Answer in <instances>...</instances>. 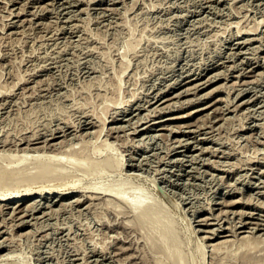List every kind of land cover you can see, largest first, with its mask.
Listing matches in <instances>:
<instances>
[{
	"label": "rangeland",
	"instance_id": "1",
	"mask_svg": "<svg viewBox=\"0 0 264 264\" xmlns=\"http://www.w3.org/2000/svg\"><path fill=\"white\" fill-rule=\"evenodd\" d=\"M9 1H11V3ZM9 1L8 0L0 1V15L1 14L4 15V17H2V15L0 16V18L2 17L0 19V101H1L0 139L4 141L3 138L4 136H6L5 138L8 139L9 141L8 142L7 140H5L4 143L0 140L1 143L0 148L5 147L3 151L8 152L9 149L6 148L9 147L12 148L14 152L13 148L19 149L20 146L21 147L26 146L24 145V143L25 144L27 143L26 138L34 136L33 135L34 133L36 135V139H35L36 142L30 143L28 147L30 146L37 147L38 151L30 150L31 153H35V152L40 153L41 151L47 154L53 153L54 151L50 149H53L54 145H55L54 147L59 145V147L56 148H59L58 150H60L61 147L62 150V147L67 148L68 145L66 144H72L73 141H74L73 145L75 144L74 145L75 147H72L73 149L77 148L78 146L81 147L82 144L85 143L87 144L88 141H89L88 143L89 145L87 148L89 147L92 148L93 146H95L96 148V146H99L105 139L102 145H100L102 149L99 148L100 147L99 146L97 147L99 151H97L98 150L97 148L96 150L92 148V150L90 149L92 151V154L89 153L91 152L90 150L87 153L91 156L90 157L91 159L93 158V160L91 161V159L88 157H87L88 160L87 159L85 160L89 161V163L91 162L95 163V161L97 162L98 160L104 158L105 153L107 152H108L107 154H109L110 152V155H112L113 158L123 156L122 158H125L123 159L125 163L121 169V174L119 173L120 171L118 172V168L114 167L117 170H114V168L113 169L111 168V170H109V168L108 169L103 168L106 170V173H103L105 171L102 172L100 170L98 171L99 172L98 174L93 173V175H89L91 174L89 171L87 175L86 174L87 171L84 172L82 170L77 169L76 167H73L72 165H69L67 167V172H69L70 175L77 174L78 176L73 175V178H71L72 176L69 177L70 175L69 176L66 175L65 177L67 178L65 177L62 178L64 179L63 182L68 181L69 184L68 182L67 184H65L62 182L61 179H59V182L62 183L59 187L62 189V186L63 188L69 186L79 190H81V188L83 187L82 191H87L88 188H90L91 186L94 189L95 186L97 188V185L99 186L100 184H102L101 182H104L105 183L104 185L106 186V187L104 186V188H107V186L111 187L113 183L114 185L116 184V186L114 187L113 185L112 187L116 188L118 186L117 184L119 180H122V178H124L125 181L124 180L123 181L126 185L122 183L120 188H122V185H125V186H129L131 190L133 189V187L134 189L133 191H131L128 187L127 188L129 190L126 189L125 186H123L125 187V189L123 188L124 189L123 193L125 191L127 192V194H129L130 192L132 193L136 192L135 191L137 190L135 189L136 183L134 182H137V186L139 185L142 187L143 185L144 191L143 190L141 191L145 192L146 195H148V193L151 195L154 194V196L153 195L151 196L153 197V199L154 197L159 196L160 198L159 197L158 198L160 200L161 199L163 200V201L161 200L162 201L161 203L162 204L164 203V207H162L163 205L161 204L162 206L161 205L160 206L162 208L159 207L160 210H158L160 211V213L158 212L159 214L158 213L156 214L158 216L154 215L155 217L150 218V220H148L147 223L145 222L146 224L145 223L140 224L141 226L137 224L139 225L138 226L139 228H137V225L134 222L132 225H135L133 227L135 232H133L134 230L131 228L132 225L130 223L134 221L133 218L134 212H132L133 213L132 215H131V211H129L130 213L127 212L129 209L124 203L123 204L125 206L123 205L124 207L122 209H121L122 206H119L120 207V211H119V209L115 207H118L119 204L122 205V202L120 201L117 202L116 201L117 199L112 198L111 195H107L105 193L102 194L103 195L105 194L106 197L111 196L112 203L110 201L107 202L108 198L106 197H105L106 199L105 202L103 195L98 199L97 198H94L95 200L92 199V201L90 202L89 199L84 200V196H82L80 197L81 200L79 203L75 200V198L79 197L77 192V193L66 194L62 198L60 196H58V198L55 197L56 199L55 198L51 199L49 195L47 198L49 202L48 201L45 202V203H49V205L45 203L43 204L42 202L40 204H36L40 197L39 195L31 194V196L24 197L23 200L21 199L19 202H24L22 203V206L24 204L26 205V203L28 202L27 205L24 206L27 209H29L28 210L29 212L31 213L33 212L34 214H32V216L31 215L25 216L24 220L30 221L31 219L32 221L26 222L23 226L20 227L17 225V223H19L20 221V220L18 221L17 218L21 219L18 216L21 213L18 214V213H14L13 211H9L10 209H12L13 206H11L10 208H6L2 202L1 203L2 206L0 205V208L2 209V210L0 209L1 211L0 219L2 218L0 221V229H1L0 243L5 246L4 248L0 249V253L4 251L5 254L4 253L0 254V256L2 255L0 257V262L4 263V262L14 261L20 263H27V264H46V262L48 261L47 264H56L58 261H61L58 262L57 264L59 263L63 264L62 262L64 260L65 261L64 264H70V262H72L73 259L72 262L73 264H175V262L172 261L174 260V258H172V256L168 254L169 252H167L168 249L166 250L160 247L163 245H161V239H159L161 237V232L167 226L171 225V227H173L174 230L170 233V238L173 236L177 240L175 245H177V247L181 251L180 254L182 255L184 260V261L181 260L183 261L182 264L183 263L184 264H215V262L218 264L219 260L220 261L225 260L223 261L224 263L222 262V264H226L227 261L230 263L231 260H232L231 264H264V245H263L264 241L260 242L258 245V247H262L261 250L259 248L260 251L258 250V248H256L257 246L255 248L258 251L257 250L252 251L253 249L250 250L251 254L255 255L256 253V256L250 259L251 262H249L250 260L246 261L243 259V261H245L246 263L242 261V258L239 259L241 255H238L240 253L242 254L243 250L241 251L239 250L238 253L231 252L234 251L233 250L234 246L232 247V250L229 249L230 253L229 250L226 253L227 255L229 254L230 257L228 258L226 255L224 257L225 259L221 258L222 260L216 255L215 256L218 259L216 257L214 258H212V256L210 257L211 252L210 253L207 252L210 251L209 247L206 246L204 248V246L208 242H211L206 238L208 234L211 235L212 231L210 230V227H213L211 228L213 229V231L214 229L215 230L220 229V226L221 228L229 227L230 229L232 227L233 229L235 227L234 223L237 226L240 220L242 219L245 220L246 218H248L249 215L250 216L253 215V218L250 219L248 218L246 220L254 219L253 221L262 220V222H264V211H263L264 207L262 206L264 204L263 203L264 172L260 173L264 170V166L254 167L253 165L249 164L250 162L248 163L245 162V161H249V159H254L253 158L254 156L255 159L259 160L262 157V155H264L263 152L264 151V143H263L264 142V130H263L264 128L263 127L264 126L263 124L264 123V72H263L264 71V64H263L264 63V0H113V1L112 0H80V1L52 0L53 4L48 3L51 2V0H9ZM71 1L72 3H70ZM5 2L7 3L5 4ZM40 4H42V6ZM3 6L4 7L6 6L5 7L6 9H4ZM7 7H9L8 10ZM1 9L3 10L1 11ZM21 9L23 12L21 11ZM14 11L17 12L15 13ZM18 11L21 12V14L19 13L20 15L18 14ZM67 13L69 14V16ZM7 14H12L13 16L9 15L10 17H8ZM35 14L38 15L36 16ZM71 16L73 17V19ZM67 21H71V22H67ZM76 23H78V25ZM8 24L9 25L13 24V25L9 27ZM70 26H72V28ZM246 27L249 30L250 28L253 29L249 31ZM239 28L240 31L238 30ZM241 28H243V30H241ZM245 28L247 30H245ZM5 35L7 37H5ZM251 37L252 38L254 37L255 40L252 39ZM255 37L258 38L256 39ZM239 40H241L242 42H239ZM8 50L10 53L7 52ZM234 52L236 53L234 54ZM231 59H233L234 61ZM237 59L240 60V62H238ZM241 60L243 61L241 62ZM236 62L238 63V65ZM229 64L230 66H228ZM211 66L214 67L210 69ZM247 66L250 68H248ZM220 69L222 70V72L225 70L229 73L227 72L225 73V71H224L225 75L222 72L219 73L218 71ZM242 70L246 75L242 73ZM238 71H240L239 72L240 74L237 73ZM258 71L260 72V74ZM248 72L252 75H250ZM256 72H258L259 75ZM210 76H212V78ZM234 76L238 78L236 79ZM204 77H207L206 79H208L209 77L211 78V80L205 82L204 84H201V86L195 85L198 84L197 83L198 81L202 82L203 80H206ZM175 78L177 80H175ZM186 78L187 80H185ZM213 78L216 81H214ZM240 78L242 79V81ZM243 80L246 82H244ZM174 82L175 84L171 85ZM235 82L237 83L235 84ZM232 83L233 86H231ZM117 84L119 85V88L114 87V86H118ZM166 84L168 87L166 86ZM243 85L245 86L243 87ZM187 87L189 89H184ZM194 87L195 89L190 90V88H194ZM226 87L227 89H225ZM114 88L117 90H115ZM228 88L229 89L231 88L232 90L230 89L229 92ZM110 90H112L111 92L114 91L115 92L111 93ZM158 90L162 92L166 91L164 93H168V95L166 96L167 98L164 97L167 100L161 98L163 102L161 101V99L158 100L160 101L159 103L158 101L157 102L155 101V99L157 98L154 97L153 95H156ZM179 90L180 92L178 93ZM260 90L262 91L259 92ZM173 91L174 93L176 92L175 96H171L174 94ZM192 91H193L192 93L193 95L191 94ZM238 92L240 93L241 97L239 96ZM256 92L260 95L256 94ZM138 95L141 96L139 97ZM235 95H237V97ZM255 95L258 96H256L255 98ZM149 98H152L153 101L150 102L151 99ZM185 98H187V103L185 102L186 101ZM249 98L252 100H250ZM6 99L8 101H6ZM113 99H115V101L117 100L116 101L117 103ZM133 99L134 100L137 99L138 103L137 102L136 103L137 105L139 104L140 106L139 109H136V111L133 110L134 106H136L135 104L134 106L133 105L129 106V108L127 106V111L124 113L120 111L118 112L117 109L124 108L121 106L125 105L131 100H132L131 102H134ZM145 99L150 101L148 102ZM226 99L228 100L227 105H225ZM247 99H249L250 101L249 100L247 101ZM122 100L123 101L126 100V102H122ZM170 100H173L174 103ZM242 100L243 102L245 101L246 102L243 103L241 102ZM112 101L115 102L116 106ZM165 102H167L166 104L168 103L171 104H168L167 107ZM120 103L122 104L118 106L117 104ZM151 103L154 105H152ZM155 103H157L156 104L157 106L155 105ZM140 104L143 105L142 108ZM145 104H147V106H144ZM178 104L180 105V107ZM233 104L235 107L233 106ZM1 105H3L4 107ZM108 106L110 108H108ZM155 107L156 108L158 107L159 109L158 108L157 109L159 111H157V109H155L154 111ZM214 107L217 110H215ZM219 107L221 108L222 111L220 110ZM130 109H131V113L124 115L128 111H130ZM161 109L163 110V112ZM256 111L257 112L260 111L259 112L260 114L257 113ZM86 112L88 114H90L91 112L94 115L92 114L88 115ZM147 113L150 115H148ZM159 113L161 114L159 115ZM251 113L254 114L256 117L253 116ZM151 114L153 115V117L151 116ZM97 115L100 116V119L97 118ZM93 116H96V118L100 120V123L99 122L97 123L98 120ZM104 116L108 120L103 118ZM135 116H137L138 118ZM144 116L148 120H145ZM147 116H149V118ZM207 116L209 119L213 117L214 121L212 120V118H211L212 121L208 120ZM217 116L219 120L217 119ZM223 117L225 119H222ZM111 118L113 120H111ZM159 118L160 120H158ZM103 119L105 120L104 125L102 123L101 126L100 125L101 120L103 122ZM64 120L66 121V124L68 126L65 124ZM92 120H95L96 122ZM126 120L128 122H126ZM136 120H138L137 123L135 122ZM150 120L152 121L156 120V122L151 125L152 127L150 126L152 130L148 132H144V134L138 133L139 130L147 126L146 124L150 125L152 123ZM207 120L210 122H208ZM76 121L78 123H75ZM203 122H204V126H203ZM70 123L72 124L70 125ZM138 123H140L141 125ZM56 124L58 127L55 126ZM86 124L88 126H86ZM116 124H118L117 127ZM130 124H132L133 126ZM205 124H207V126ZM119 125H123V126H121V128H118L120 127ZM134 125H136L135 126L136 129L138 128L137 129L138 131L134 129L135 128ZM46 126H49L48 127L49 129L51 127L52 128L49 130L48 128L46 129ZM260 126L263 133L259 128ZM54 127L56 129H54ZM99 127L100 129L103 128L104 131L101 130L102 132H99L100 131ZM112 127H114V129L110 134L108 130ZM171 128L173 130H176V132L173 131ZM94 129L96 132L99 133L98 136L100 137H96L97 133L93 134L95 133ZM97 129L99 131H97ZM74 130H76L77 132ZM129 130H131L132 132L131 131L129 132ZM169 130H171V132ZM31 131L32 133L34 131L32 135H30ZM41 131H43V133L45 132L44 134L46 135H44ZM85 131L87 132V135L84 136V133L86 134ZM133 131L136 132L134 133ZM70 132L72 133L70 134ZM79 132L80 134L82 133L83 135L81 134L82 135L81 136L80 134H78ZM250 132H252V134ZM260 132L262 134H259ZM105 133L107 137L105 136ZM117 134H119V136ZM212 134L214 137H212ZM72 135L74 136L76 135L75 137L77 138L73 136L74 137L73 139ZM141 135L143 137H139ZM69 136L70 138L71 137L72 138L68 139ZM78 136L81 138L82 141L83 138L85 139L86 137L87 142L83 141V143L81 144L79 141H77L79 140ZM114 136H116L117 139ZM16 138H18L19 140ZM20 138H22L23 140ZM141 138H143V140ZM214 138L215 140L217 139L216 142L215 140H213ZM38 140H41L42 142ZM64 140H67V143ZM256 140H258L260 143L258 141L256 142ZM11 141L13 143L15 142L13 146ZM18 141L20 142L18 143ZM56 141L57 143H55ZM58 141L61 143H58ZM68 141L70 142L68 143ZM107 141L108 144L106 143ZM109 141L111 142L110 144ZM150 141L151 144L149 143ZM142 142L144 144H142ZM183 142L185 143L183 144ZM63 143L65 145H62ZM104 143L107 145H105ZM112 143L114 145L113 148H112ZM145 143L146 146H144ZM214 143L216 144L214 145ZM135 144L138 145L136 146ZM139 144L141 146H139ZM103 145H105L106 148ZM107 146H109L108 147L109 149H107ZM44 147L46 148L44 149ZM115 147L117 149H115ZM137 147H139L140 150ZM205 147H207V149H205ZM213 147H215L217 152ZM65 148L63 150L66 153L67 151H70L69 149L71 147H68V150ZM202 148L204 150H202ZM212 148L214 152L212 151ZM46 149L50 151H47ZM93 149L95 153L93 152ZM100 149L102 151L101 153H100ZM105 149L107 150V152ZM112 149L114 150L111 152ZM257 149H260L261 151H259L258 153ZM12 150L10 149L9 152L13 153ZM121 150L123 154L120 155ZM135 150L136 152H134ZM198 150L199 152L196 153ZM207 150L208 151L211 150V151L208 152ZM1 151L2 150H0V153L3 152ZM15 151L16 154L20 152V150L17 151V149ZM30 151L28 152L29 154H31ZM5 152H3L2 154L4 155ZM210 152L212 154H209ZM229 152H231V154ZM10 153H6L7 156ZM129 153H131L135 158L131 156ZM2 154H0L1 159L3 158ZM6 154L4 156H6ZM150 154L152 156H150ZM258 154L259 155L261 154V156H259ZM64 156L65 155H63V159L65 160L67 156L66 157ZM83 156L85 155H81L82 158ZM94 156L96 158L98 157L97 158L98 160H96ZM161 156H164L165 158L164 157L160 158ZM190 156L194 158H190ZM146 157H148L149 159L147 158L148 159L147 160ZM154 157L159 158L160 161L157 158L155 159ZM170 158L173 159L171 160ZM176 158L180 159L181 162ZM189 158L191 161L189 160ZM198 158H202V159H198ZM206 158L209 159L207 160ZM262 158L259 161L262 160L264 161V156ZM137 159L139 161H137ZM168 160L172 163H170ZM209 160H211V162H213L214 164L215 161L216 162L219 161V162H217L218 164L214 165ZM226 160L228 161L227 162L228 165L226 164ZM6 161H7L6 158L4 159V162L2 159L1 161L2 165L0 163V166H3L5 163H8ZM205 161L207 163H205ZM25 163L26 162H24V164ZM133 163L135 166L133 165ZM231 163L232 165H230ZM19 164L24 165L22 164V162ZM31 164L32 163H29L28 165L27 162L25 166H27L28 168V166H30ZM215 166L216 168H213ZM222 166L223 167L225 166L226 168L225 167L221 168ZM31 167L32 165L30 166V168ZM228 167L231 168L230 171ZM153 168L155 171L153 170ZM232 169L234 170V172ZM29 170H34V169H29ZM164 170L166 173L164 172ZM258 170H260V172ZM111 171L113 173H109ZM93 172H97V171L93 170ZM243 172H248L249 174L244 173L247 174L244 175ZM123 173L127 175L125 176L123 175ZM159 173L161 175H159ZM194 173H196L194 175L195 177L193 176ZM132 174H134V176ZM222 174L224 177H221ZM251 174L252 175L254 174L253 177ZM155 175L158 176L156 177ZM153 176H155L158 181L155 180V177ZM75 177H77L76 180ZM71 179L72 182H74V180L76 181L75 183L76 185L71 182ZM225 179L229 180L230 186L228 185V181H226ZM117 180L118 182H116ZM112 181L113 183H110ZM138 182H140V184ZM226 183L227 185H225ZM40 184H41L40 182L38 183L35 182L32 185V187L33 186L37 187ZM63 184H65L66 187ZM72 184L75 186H73ZM171 186L173 189L171 188ZM21 187L24 188V186ZM165 187L166 190H164ZM225 187L227 189H225ZM8 188H9L8 190H0L1 193L4 192L3 193L4 197L12 193L11 187ZM23 188H20V190H22ZM84 188L85 190H83ZM100 188L103 190L102 187H99V189ZM168 190L169 191L174 190V191L169 192ZM239 191L242 192V194ZM126 192L124 193V195L127 196ZM173 193L176 194L172 195ZM176 197L177 199L180 197L179 198L180 201H178L179 199L176 200ZM237 197L239 199L242 198L241 199L242 204L240 203V200ZM261 198H263L262 199L263 201L261 200ZM225 199L227 201L230 199L232 203L226 201L225 204L224 203ZM233 199H236L237 201L235 200L232 201ZM245 199L248 200L245 201ZM216 200L220 201L219 205L213 204L214 201ZM41 201H43V199ZM58 201L61 202L59 203ZM69 201H71L70 202L71 206L68 204ZM85 201L87 202V204L90 203L89 206L86 204ZM178 202L181 203L180 206L178 205ZM259 202L261 203V205H259L260 204ZM104 203L105 204L107 203V206L106 205L104 206L103 205ZM113 203L114 204L117 203L118 205L116 204L117 206L115 205L113 207ZM30 204H32V206ZM91 204H93L94 206ZM207 204L208 207L212 209L208 208ZM108 205L109 207L111 205L112 208L111 207L110 208L112 210H110ZM29 206H31L32 209ZM34 206L36 207V209ZM46 206L51 208H48ZM87 206L90 209H88ZM165 206H169L171 207V209ZM253 206H255L256 208ZM258 207L260 208V210ZM43 208L45 209V211H43L44 210ZM166 208L169 209L168 212L171 211L167 215V217L170 216L169 219H167L165 215L166 214L165 212H167ZM113 209L114 210L116 209L119 212H116ZM161 209L163 211L165 210L164 211L165 214L161 212L162 211ZM224 209L225 210L227 209L226 210L227 213L226 211L225 213L222 212V210ZM228 209L229 210L233 209L235 212H233V210L229 211ZM235 209L238 211L236 212ZM123 210L124 211L127 210L126 212L129 214L127 215V213H124ZM216 210L219 211L217 212ZM239 210H241L240 213ZM244 210L246 212L249 211V213H246ZM10 212L13 213L11 214ZM40 212L41 214L39 215ZM120 212H123L124 215L123 213H121L122 214L121 215ZM9 213L11 214L13 219L11 218ZM50 213L51 216L49 215ZM214 213L215 216L213 217L212 215H214ZM261 213L263 214L261 215ZM45 214H46V220L44 218ZM2 215L3 216L7 215V216L1 217ZM208 215H210L211 217ZM128 216L129 217L131 216V218L133 219L128 218ZM120 217H122V219H119ZM203 217H205L204 218L205 220L202 219ZM221 217L223 218V220H220L222 219ZM231 217L233 220L230 219ZM4 218L7 220H5ZM114 219H117V221ZM123 219L128 220L127 221L128 227L124 226L127 224L125 223L126 221ZM157 219H162V220L161 222L156 223V221H158ZM34 220H36L37 223ZM3 222L5 223L7 228L4 227L5 225H3L4 224ZM121 222H124V224L123 223L120 224ZM227 222L228 223L230 222V224L232 223L231 225L233 226H231L230 224L228 226ZM13 224H15L14 228H12L14 230L11 229V226L13 227ZM252 225L254 224L250 223L249 227H247V229H244L245 231H242L240 233L237 232L236 234L238 235L240 234L239 236H242L241 234L248 232L246 233L247 235L250 232L249 235L255 236L257 233L256 237L262 238L263 240L264 237H260L259 235L264 236V232H263L264 229H260L261 231L252 229L251 228ZM35 227L36 228L38 227L37 230ZM117 228H120L121 230L120 229L117 230ZM131 229L133 231H131ZM190 229H193V231ZM194 229H196V232H194ZM207 229H209L210 231ZM232 229H230V232L233 233L229 232L228 235L224 236L227 238V240H231L232 238L234 239L236 236L239 237L238 235L235 234L234 229L233 231ZM10 230H12L13 234L10 233L11 232ZM116 230L118 232L120 231L121 234L117 233ZM136 230H138V232ZM251 230H252V234H251ZM131 232L132 234H130ZM18 233L19 234L21 233V235H19ZM9 234L11 235L9 236ZM116 234L117 236H115ZM125 234L127 236H125ZM2 238L4 240H2ZM219 238L220 240L221 239L226 240V238L223 237L222 238L219 237ZM219 238L217 237L216 239L219 240ZM127 239L130 241H128ZM152 240H154L155 243H153ZM5 241L6 243L10 241L9 243L11 244L8 243L6 244ZM168 242L170 243L168 245L173 246L171 244L172 242L171 239ZM121 243L122 245L124 244L128 247H125L124 245H123L124 247L121 246ZM118 246L121 247L119 248ZM202 246L204 248L203 257H201V254L198 255V253L201 252V250H199L198 252V249L202 248ZM9 247L11 248V250ZM117 247L118 249L121 250H118ZM131 248H134V250ZM131 253L133 254L131 255ZM232 253L234 256L236 255L237 257H233ZM165 254L168 256L166 257ZM127 255H129L130 257H128ZM169 256H171V258ZM257 256H259V258L253 260ZM200 258H202L203 260ZM179 263L181 264V262ZM219 264L221 263L219 262Z\"/></svg>",
	"mask_w": 264,
	"mask_h": 264
},
{
	"label": "bare ground",
	"instance_id": "2",
	"mask_svg": "<svg viewBox=\"0 0 264 264\" xmlns=\"http://www.w3.org/2000/svg\"><path fill=\"white\" fill-rule=\"evenodd\" d=\"M0 1H1V0H0ZM8 1H9V0H8ZM65 1H67V0H65ZM68 1H69V0H68ZM75 1H76V0H75ZM78 1H80V0H78ZM112 1H113V0H112ZM9 2L11 3V1H9ZM53 2H54V1H53ZM63 2H64V1H63ZM73 2H74V1H73ZM97 2H98V1H97ZM6 3H7V2H5V4H6ZM10 3H8V4H10ZM46 3H47V2H46ZM46 3H45V5H46ZM48 3H49V4H50V3L53 4V3H52V0H51V2H48ZM70 3H72V1H71ZM66 4H67V3H66ZM75 4H77V3H75ZM40 5L42 6V4H40ZM40 5H39V7H40ZM60 5H61V3H60ZM69 5H70V4H69ZM69 5H67V6H69ZM76 6H77V5H76ZM3 7H4V6H3ZM5 7H6V6H5ZM5 7H4V9H6ZM62 7H63V6H62ZM74 7H75V5H74ZM77 7H78V6H77ZM8 8H9V7H7V10H8ZM63 8H64V7H63ZM11 9H12V8H11ZM11 9H9V10H11ZM2 10H3V9H1V11H2ZM39 10H40V9H39ZM66 10H67V9H66ZM68 10H69V9H68ZM21 11H22V9H21ZM70 11H71V10H70ZM12 12H13V11H12ZM14 12H15V11H14ZM16 12H17V11H16ZM16 12H15V13H16ZM22 12H23V11H22ZM66 12H67V11H66ZM19 13L21 14L20 11H18V14H19ZM35 13H36V12H35ZM59 13H60V12H59ZM63 13H64V12H63ZM68 13H69V12H68ZM68 13H67V14H68ZM20 14H19V15H20ZM32 14H33V13H32ZM1 15H2V14H1ZM1 15H0V16H1ZM7 15H8V17H10L9 15H12V14H7ZM35 15L37 16L38 14H35ZM63 15H64V14H63ZM12 16H13V15H12ZM12 16H11V17H12ZM14 16H15V15H14ZM65 16H67V15H65ZM65 16H64V17H65ZM68 16H69V14H68ZM2 17H4V15H2ZM2 17H1V18H2ZM61 17H62V16H61ZM71 17H72V16H71ZM1 18H0V19H1ZM66 18H67V17H66ZM68 18H70V17H68ZM72 19H73V17H72ZM64 20H66V19H64ZM68 20H69V19H68ZM8 21H9V20H8ZM10 21H11V20H10ZM67 22H71V21H67ZM5 23H6V22H5ZM8 23H9V22H8ZM15 23H16V22H15ZM70 24H71V23H70ZM72 24H73V22H72ZM76 24L78 25V23H76ZM76 24H74V25H76ZM8 25H9V24H8ZM11 25H13V24H11ZM11 25H9V27H10ZM14 25H15V24H14ZM16 25H17V24H16ZM67 27H68V26H67ZM70 27L72 28V26H70ZM77 27H78V26H77ZM14 28H15V26H14ZM246 28H247V27H246ZM246 28H245V30L248 29V28H247V29H246ZM252 29H253V28H250V30H252ZM260 29H261V28H260ZM238 30L240 31V28H239ZM241 30H243V28H241ZM248 30H249V29H248ZM250 30H249V31H250ZM255 30H256V29H255ZM257 30H258V29H257ZM260 31H261V30H260ZM12 32H13V31H12ZM70 32H71V31H70ZM246 32H247V31H246ZM251 32H253V31H251ZM254 32H257V31H254ZM72 33H73V32H72ZM236 33H237V32H236ZM243 33H244V32H243ZM247 33H248V32H247ZM249 33H250V32H249ZM4 34H5V33H4ZM9 34H10V32H9ZM9 34H8V35H9ZM11 34H12V33H11ZM237 34H238V33H237ZM234 35H235V34H234ZM2 36H3V35H2ZM3 37H4V36H3ZM5 37H7V36L5 35ZM237 37H238V36H237ZM246 37H249V36H246ZM251 38H252V37H251ZM255 38H256V37H255ZM257 38H258V37H257ZM257 38H256V39H257ZM248 39H249V38H248ZM252 39H254V37H253ZM233 40H234V39H233ZM254 40H255V39H254ZM6 41H7V40H6ZM234 42H235V41H234ZM239 42H242V41L239 40ZM244 43H245V42H244ZM236 44H237V43H236ZM241 44H242V43H241ZM232 47H233V46H232ZM239 47H240V46H239ZM9 48H10V47H9ZM248 48H249V47H248ZM10 49H11V48H10ZM231 49H232V48H231ZM7 52H9V50H8ZM228 52H229V51H228ZM228 52H227V53H228ZM9 53H10V52H9ZM235 53H236V52H234V54H235ZM239 53H240V52H239ZM230 54H231V53H230ZM232 54H233V53H232ZM223 55H224V54H223ZM228 56H229V55H228ZM223 57H224V56H223ZM232 57H234V56H232ZM235 57H236V56H235ZM240 57H241V56H240ZM257 57H258V56H257ZM219 58H220V57H219ZM229 58H231V57H229ZM255 58H256V57H255ZM221 59H222V58H221ZM221 59H220V60H221ZM224 59H225V58H224ZM241 59H242V58H241ZM249 59H250V58H249ZM258 59H259V58H258ZM226 60H227V59H226ZM226 60H225V61H226ZM231 60H233V59H231ZM254 60H255V59H254ZM227 61H228V60H227ZM233 61H234V60H233ZM237 61L240 62V60H238V59H237ZM242 61H243V60H241V62H242ZM245 61H246V60H245ZM257 62H258V61H257ZM230 63H231V62H230ZM236 63H237V62H236ZM221 64H223V63H221ZM247 64H248V62H247ZM261 64H262V63H261ZM263 64H264V63H263ZM263 64H262V65H263ZM214 65H215V64H214ZM234 65H235V64H234ZM237 65H238V63H237ZM237 65H236V66H237ZM207 66H208V65H207ZM207 66H206V67H207ZM221 66H222V65H221ZM221 66H220V67H221ZM226 66H227V65H226ZM228 66H230V64H229ZM232 66H233V65H232ZM202 67H203V66H202ZM213 67H214V66H211L210 69H212ZM239 67H240V65H239ZM247 67H248V66H247ZM203 68H204V67H203ZM225 68H226V67H225ZM228 68H230V67H228ZM233 68H234V67H233ZM248 68H250V67H248ZM262 68H263V67H262ZM262 68H261V69H262ZM208 69H209V68H208ZM210 69H209V70H210ZM215 69H216V68H215ZM221 69H222V68H221ZM221 69H220V70H221ZM244 69H245V68H244ZM244 69H243V70H244ZM220 70H219V71L217 70V71L220 73V72H222V70H221V71H220ZM228 70H229V69H228ZM234 70H235V69H234ZM243 70H242V73H243L244 75H246V74L243 72ZM247 70H248V69H247ZM251 70H252V69H251ZM194 71H195V70H194ZM224 71H225V70H224ZM224 71H223L222 73H224ZM249 71H250V70H249ZM260 71H261V70H260ZM197 72H198V71H197ZM218 72H217V73H218ZM226 72H227V71H225V73H226ZM231 72H232V71H231ZM239 72H240V71H238L237 73H239ZM258 72H259V71H258ZM258 72H256V73L258 74ZM263 72H264V71H263ZM194 73H195V72H194ZM217 73H216V74H217ZM225 73H224V75H225ZM227 73H229V72H227ZM248 73H249V72H248ZM251 73H252V72H251ZM261 73H262V72H261ZM200 74H201V73H200ZM200 74H199V75H200ZM205 74H206V73H205ZM212 74H214V73H212ZM239 74H240V73H239ZM239 74H238V75H239ZM249 74H250V73H249ZM257 74H256V75H257ZM259 74H260V72H259ZM259 74H258V75H259ZM209 75H211V74H209ZM217 75H218V74H217ZM217 75H216V76H217ZM250 75H252V74H250ZM193 76H194V75H193ZM205 76H206V75H205ZM212 76H213V75H212ZM212 76H210V77L212 78ZM216 76H215V77H216ZM247 76H248V75H247ZM198 77H199V76H198ZM224 77H225V76H224ZM234 77H235V76H234ZM252 77H253V76H252ZM254 77H255V74H254ZM190 78H191V77H190ZM204 78L206 79L207 77H204ZM204 78H203V79H204ZM211 78L208 77V79H206V80H203V81L201 80L202 82L198 81V82H197L198 84H195V83H193V84H195V85H197V86H199V85L201 86V84H204L205 82L211 80ZM225 78H226V77H225ZM235 78L237 79L238 77H235ZM188 79H189V78H188ZM201 79H202V78H201ZM240 79H241V78H240ZM175 80H177V79L175 78ZM185 80H187V78H186ZM213 80H214V78H213ZM173 81H174V80H173ZM214 81H216V80H214ZM239 81H240V80H239ZM241 81H242V79H241ZM243 81H244V80H243ZM250 81H252V80H250ZM177 82H178V81H177ZM244 82H246V81H244ZM244 82H242V83H244ZM170 83H171V82H170ZM182 83H183V82H182ZM236 83H237V82H235V84H236ZM247 83H248V82H247ZM174 84H175V82L172 83L171 85H174ZM183 84H184V83H183ZM193 84H192V86H193ZM220 84H221V83H220ZM227 84H228V83H227ZM240 84H241V83H240ZM115 85H116V84H115ZM117 85H118V84H117ZM195 85H194V86H195ZM238 85H239V84H238ZM245 85H246V84H245ZM245 85H243V87H244ZM166 86H167V84H166ZM169 86H170V85H169ZM176 86H177V85H176ZM231 86H233V83H232ZM114 87L119 88V85H118V86H114ZM167 87H168V86H167ZM184 87H185V86H184ZM188 87H189V85H188ZM188 87H187V88H184V89H189ZM190 87H191V86H190ZM195 87H196V86H195ZM195 87H194V88H190V90H191V89H195ZM222 87H223V85H222ZM234 87H235V86H234ZM247 87H248V86H247ZM171 88H172V86H171ZM173 88H174V86H173ZM198 88H199V87H198ZM231 88H232V87H231ZM231 88H230V89H231ZM241 88H242V87H241ZM114 89H115V88H114ZM114 89H113V90H114ZM167 89H168V88H167ZM225 89H227V87H226ZM230 89L228 88V91H229ZM232 89H233V88H232ZM232 89H231V90H232ZM237 89H238V88H237ZM239 89H240V87H239ZM261 89H262V88H261ZM115 90H117V89H115ZM162 90H163V89H162ZM165 90H166V88H165ZM244 90H245V89H244ZM244 90H243V91H244ZM106 91H107V90H106ZM111 91H112V90H110V92H111ZM152 91H153V90H152ZM169 91H170V90H169ZM181 91H182V90H181ZM223 91H224V90H223ZM234 91H235V90H234ZM255 91H256V90H255ZM261 91H262V90H260L259 92H261ZM114 92H115V91H114ZM114 92H111V93H114ZM164 92H166V91H164ZM164 92L158 90L157 94H156V95H153L154 97L157 98V99H155L156 102H157L158 100H160L161 98H164V97H166V96L168 95V93H164ZM179 92H180V90L178 91V93H179ZM183 92H184V91H183ZM183 92H182V93H183ZM189 92H190V91H189ZM194 92H195V91H194ZM199 92H200V91H199ZM229 92H230V91H229ZM236 92H237V91H236ZM239 92H240V91H239ZM239 92H238V93H239ZM257 92H258V91H257ZM257 92H256V94L259 93V92H258V93H257ZM153 93H154V92H153ZM173 93H174V91H173ZM192 93H193V91L191 92V94H192ZM209 93H210V92H209ZM232 93H233V92H232ZM238 93H237V94H238ZM175 94H176V92H175L173 95H171V94H170V95H171V96H175ZM197 94H198V93H197ZM205 94H206V93H205ZM235 94H236V93H235ZM133 95H134V94H133ZM133 95H132V96H133ZM148 95H149V94H148ZM177 95H178V94H177ZM181 95H182V94H181ZM184 95H185V94H184ZM192 95H193V94H192ZM258 95H260V94H258ZM258 95H255V98H256V96H258ZM261 95H262V94H261ZM4 96H5V95H4ZM114 96H115V95H114ZM116 96H117V93H116ZM138 96H139V95H138ZM138 96H137V97H138ZM140 96H141V95H140ZM140 96H139V97H140ZM149 96H150V95H149ZM196 96H197V95H196ZM205 96H206V95H205ZM208 96H209V95H208ZM235 96L237 97V95H235ZM239 96H240V93H239ZM5 97H6V96H5ZM134 97H135V96H134ZM134 97H132V98H134ZM142 97H143V96H142ZM145 97H146V96H145ZM169 97H170V96H169ZM206 97H207V96H206ZM240 97H241V96H240ZM113 98H114V97H113ZM166 98H167V97H166ZM166 98H164V100H167ZM200 98H201V97H200ZM204 98H205V97H204ZM251 98H253V97H251ZM255 98H254V99H255ZM3 99H4V98H3ZM149 99H151V101H150V100H147V99H145V100L148 101V102H149V101H150V102L153 101L152 98H149ZM175 99H176V98H175ZM185 99H186L185 102L187 103V98H185ZM189 99H190V98H189ZM249 99H250V98H249ZM249 99H247V101H248ZM254 99H253V100H254ZM113 100L115 101V99H113ZM129 100H130V99H129ZM133 100H134V99H133ZM141 100H142V99H141ZM145 100H144V101H145ZM182 100H183V99H182ZM193 100H194V99H193ZM250 100H252V99H250ZM250 100H249V101H250ZM6 101H8V100L6 99ZM6 101H5V102H6ZM114 101H112V102H114ZM116 101H117V100H116ZM116 101H115V102H116ZM119 101H120V99H119ZM119 101H118V102H119ZM131 101H132V100H131ZM131 101H130V102L127 101L128 103H126V104L123 103V104H125V105H123V106H121V107H124V108H123V109H117L118 112L120 111V112L124 113V112L127 111V106H128V108H129V106H132V105L134 106L135 104H136V106H134L133 110L136 111V109H139L140 106H139V104L137 105V103H138V102H137V99L134 100V102H131ZM161 101H162V99H161ZM170 101L173 102V100H170ZM170 101H169V102H170ZM175 101H176V100H175ZM214 101H215V100H214ZM217 101H218V100H217ZM225 101H226L225 105H227V101H228V100L226 99ZM115 102H114V105H115ZM122 102H126V100H124V101L122 100ZM136 102H137V103H136ZM159 102H160V101H158V103H159ZM162 102H163V101H162ZM162 102H161V103H162ZM176 102H177V101H176ZM180 102H181V101H180ZM180 102H179V103H180ZM218 102H219V101H218ZM222 102H223V101H222ZM241 102H243V100H242ZM241 102H240V103H241ZM245 102H246V101H245ZM245 102H243V103H245ZM0 103H1V101H0ZM8 103H9V102H8ZM8 103H7V104H8ZM116 103H117V102H116ZM140 103H142V102H140ZM166 103H167V102H165V104H166ZM173 103H174V102H173ZM243 103H242V104H243ZM121 104H122V103L117 104V105L120 106ZM143 104H144V103H143ZM151 104H152V103H151ZM156 104H157V103H155V105H156ZM168 104H171V103H168ZM168 104H166L167 107H168ZM191 104H192V102H191ZM230 104H231V102H230ZM234 104H235V103H234ZM234 104H233V106H234ZM237 104H239V103H237ZM5 105H6V104H5ZM9 105H10V104H9ZM140 105H141V104H140ZM152 105H154V104H152ZM166 105H165V106H166ZM173 105H174V104H173ZM173 105H172V106H173ZM176 105H177V103H176ZM178 105H179V104H178ZM213 105H214V104H213ZM1 106H3V105H1ZM112 106H113V103H112ZM115 106H116V105H115ZM142 106H143V105H141V108H142ZM144 106H147V104H145ZM156 106H157V105H156ZM162 106H164V105H162ZM169 106H170V105H169ZM204 106H205V105H204ZM207 106H208V104H207ZM243 106H244V105H243ZM3 107H4V106H3ZM121 107H120V108H121ZM153 107H154V106H153ZM153 107H152V108H153ZM160 107H161V105H160ZM167 107H166V108H167ZM179 107H180V105H179ZM202 107H203V106H202ZM215 107H216V106H215ZM215 107H214V108H215ZM221 107H222V106H221ZM225 107H226V106H225ZM225 107H224V108H225ZM234 107H235V106H234ZM249 107H250V106H249ZM253 107H254V106H253ZM108 108H110V107L108 106ZM157 108H158V107H157ZM157 108L155 107V108H154V111H155V109H157ZM166 108H165V109H166ZM172 108H173V107H172ZM182 108H183V107H182ZM203 108H204V107H203ZM219 108H220V107H219ZM236 108H237V107H236ZM236 108H235V109H236ZM158 109H159V108H158ZM158 109H157V111H159ZM169 109H171V108H169ZM222 109H223V108H222ZM240 109H241V108H240ZM249 109H250V108H249ZM251 109H253V108H251ZM254 109H255V108H254ZM133 110H132V112H133ZM152 110H153V109H152ZM161 110H162V109H161ZM215 110H217V109L215 108ZM220 110H221V108H220ZM220 110H219V111H220ZM223 110H224V109H223ZM86 111H87V110H86ZM108 111H109V110H108ZM137 111H138V110H137ZM140 111H141V110H140ZM192 111H193V110H192ZM221 111H222V110H221ZM221 111H220V112H221ZM229 111H230V110H229ZM246 111H247V108H246ZM260 111H261V110H260ZM260 111H259V112H260ZM84 112H85V111H84ZM113 112H114V111H113ZM115 112H116V111H115ZM142 112H143V111H142ZM149 112H150V110H149ZM151 112H153V111H151ZM160 112H161V111H160ZM162 112H163V110H162ZM166 112H167V111H166ZM215 112H216V111H215ZM225 112H226V111H225ZM227 112H228V111H227ZM252 112H253V111H252ZM256 112H257V111H256ZM259 112H257V113H259ZM82 113H83V112H82ZM82 113H81V116H82ZM86 113H87V112H86ZM107 113H108V112H107ZM116 113H117V112H116ZM128 113H131V109H130V111H128V112H127L126 114H124V115H127ZM228 113H229V112H228ZM87 114H88V113H87ZM90 114H92V113L90 112ZM90 114H88V115H90ZM138 114H139V113H138ZM144 114H145V113H144ZM147 114H148V113H147ZM156 114H157V112H156ZM160 114H161V113H159V115H160ZM222 114H223V113H222ZM247 114H248V113H247ZM251 114H252V113H251ZM251 114H250V115H251ZM259 114H260V113H259ZM83 115H84V114H83ZM92 115H94V114H92ZM95 115H96V114H95ZM148 115H150V114H148ZM207 115H208V114H207ZM216 115H217V114H216ZM248 115H249V114H248ZM248 115H247V116H248ZM252 115L255 116L254 114H252ZM98 116H99V115H97V118L100 119V116H99V117H98ZM109 116H110V115H109ZM113 116H114V113H113ZM128 116H129V115H128ZM139 116H140V115H139ZM151 116L153 117L152 114H151ZM175 116H176V115H175ZM175 116H174V117H175ZM182 116H184V115H182ZM257 116H258V114H257ZM84 117H85V116H84ZM87 117H88V116H87ZM93 117L96 118V116H93ZM135 117H137V116H135ZM144 117H145V116H144ZM144 117H143V118H144ZM147 117L149 118V116H147ZM158 117H159V116H158ZM170 117H171V116H170ZM170 117H168V118H170ZM172 117H173V116H172ZM220 117H221V116H220ZM224 117H225V116H224ZM224 117H223L222 119H225ZM248 117H249V116H248ZM255 117H256V116H255ZM97 118H96V119H97ZM103 118L106 119L105 116H104ZM117 118H118V117H117ZM137 118H138V117H137ZM141 118H142V116H141ZM168 118H167V119H168ZM207 118H208V116H207ZM211 118H212V120H213V117H211ZM211 118H210V119L208 118V120H211ZM226 118H227V117H226ZM78 119H79V118H78ZM83 119H84V118H83ZM98 119H97V120H98ZM122 119H123V117H122ZM124 119H125V118H124ZM129 119H130V118H129ZM144 119H145V120H148V119H146V117H145ZM163 119H164V118H163ZM215 119H216V118H215ZM217 119H218V116H217ZM256 119H257V118H256ZM87 120H88V119H87ZM90 120H91V119H90ZM106 120H108V119H106ZM111 120H113V119L111 118ZM120 120H121V119H120ZM138 120H140V119H138ZM138 120H136L135 122L137 123ZM158 120H160V118H159ZM208 120H207V121H208ZM212 120H211V121H212ZM218 120H219V119H218ZM60 121H61V120H60ZM64 121H65V120H64ZM78 121H80V120H78ZM92 121H95V120H92ZM104 121H105L104 119H103V122H102V120H101V124H100L101 126H102V123H103V125H104ZM130 121H131V120H130ZM150 121H151L152 123H151L150 125L146 124L147 126L144 125L145 127H143L141 130L138 131V130H137L138 128L136 129L135 126H136L137 124L134 125V127H135L134 129H136V131H138V133H143V134H144V132H148V131L152 130V128H151L152 126H151V125L154 124V123L156 122V120H155V121H154V120H153V121L150 120ZM205 121H206V120H205ZM213 121H214V120H213ZM220 121H221V120H220ZM252 121H253V120H252ZM85 122H86V121H85ZM95 122H96V121H95ZM98 122L100 123V120H98L97 123H98ZM114 122H115V121H114ZM121 122H122V121H121ZM126 122H128V121L126 120ZM208 122H210V121H208ZM75 123H78V122L76 121ZM79 123H80V122H79ZM81 123H82V122H81ZM124 123H125V122H124ZM144 123H145V122H144ZM147 123H150V122H147ZM59 124H60V123H59ZM63 124H64V123H63ZM65 124H66V121H65ZM71 124H72V123H70V125H71ZM94 124H95V123H94ZM132 124H133V123H132ZM132 124H130V125H132ZM138 124H140V123H138ZM208 124H209V123H208ZM211 124H212V123H211ZM211 124H210V125H211ZM220 124H221V123H220ZM256 124H257V123H256ZM263 124H264V123H263ZM66 125H67V124H66ZM73 125H74V124H73ZM75 125H76V124H75ZM79 125H80V124H79ZM89 125H90V123H89ZM92 125H93V124H92ZM127 125H128V123H127ZM140 125H141V124H140ZM164 125H165V124H164ZM205 125L207 126V124H205ZM210 125H208V126H210ZM212 125H213V124H212ZM52 126H53V125H52ZM55 126H57V124H56ZM60 126H61V125H60ZM67 126H68V125H67ZM86 126H88V125L86 124ZM117 126H118V124H116V127H117ZM119 126H120V127H118V128H121V126H123V125H119ZM132 126H133V125H132ZM150 126H151V127H150ZM166 126H167V125H166ZM197 126H198V125H197ZM197 126H196V127H197ZM200 126H201V125H200ZM203 126H204V122H203ZM206 126H205V127H206ZM215 126H216V124H215ZM218 126H219V124H218ZM262 126H263V125H262ZM48 127H49V126H46V129H47ZM57 127H58V126H57ZM114 127H115V126H114ZM114 127L110 128V129L108 130L110 134H111V132L113 131ZM124 127H126V126H124ZM124 127H123V128H124ZM153 127H154V126H153ZM198 127H199V126H198ZM201 127H202V126H201ZM263 127H264V126H263ZM51 128H52V127H51ZM51 128H50V129H51ZM72 128H74V127H72ZM72 128H71V129H72ZM77 128H78V127H77ZM77 128H76V129H77ZM96 128H98V127H96ZM101 128H102V127H101ZM103 128H104V126H103ZM103 128L100 129V127H99V130H100V131H99L98 129H97V131L102 132L101 130H103ZM118 128H115V129H118ZM163 128H164V126H163ZM165 128H166V127H165ZM167 128H168V127H167ZM202 128H203V127H202ZM207 128H208V127H207ZM215 128H216V127H215ZM242 128H244V127H242ZM256 128H257V127H256ZM259 128L261 129V126H260ZM44 129H45V127H44ZM44 129H43V130H44ZM48 129H49V128H48ZM50 129H49V130H50ZM54 129H56V128L54 127ZM54 129H53V130H54ZM71 129H69V130H71ZM124 129H125V128H124ZM129 129H130V128H129ZM134 129H132V130H134ZM139 129H140V128H139ZM153 129H154V128H153ZM171 129H172V128H171ZM192 129H193V128H192ZM195 129H196V128H195ZM210 129H213V128H210ZM37 130H38V128H37ZM40 130H41V129H40ZM62 130H63V129H62ZM64 130H65V129H64ZM86 130H87V129H86ZM154 130H155V129H154ZM172 130H173V129H172ZM190 130H191V129H190ZM201 130H202V129H201ZM263 130H264V128H263ZM34 131H35V130H34ZM34 131H33V133H34ZM45 131H46V130H45ZM67 131H68V130H67ZM74 131H76V130H74ZM94 131H95V129H94ZM94 131H93V132H94ZM103 131H104V130H103ZM124 131H125V130H124ZM130 131H131V130H129V132H130ZM136 131H135V132H136ZM169 131L171 132V130H169ZM173 131L176 132V130H173ZM185 131H186V130H185ZM187 131H188V130H187ZM191 131H192V130H191ZM203 131H204V130H203ZM206 131H207V129H206ZM210 131H211V130H210ZM41 132L43 133V131H41ZM49 132H50V131H49ZM51 132H53V131H51ZM76 132H77V131H76ZM80 132H81V131H80ZM80 132H79L78 134H80ZM85 132H86V131H85ZM89 132H90V131H89ZM93 132H92V133H93ZM115 132H116V131H115ZM119 132H120V131H119ZM122 132H123V131H122ZM127 132H128V131H127ZM131 132H132V131H131ZM133 132H134V131H133ZM135 132H134V133H135ZM261 132H262V129H261ZM261 132H260L259 134H262V133H263V132H262V133H261ZM29 133H30V132H29ZM33 133H32V131H31V134H30V135H32ZM39 133H40V132H39ZM44 133H45V132H44ZM44 133H43V134H44ZM56 133H57V132H56ZM64 133H65V132H64ZM71 133H72V132H70V134H71ZM96 133H97V134H96ZM198 133H199V132H198ZM203 133H204V132H203ZM250 133L252 134V132H250ZM254 133H255V132H254ZM254 133H253V134H254ZM19 134H20V133H19ZM43 134H42V135H43ZM50 134H51V133H50ZM54 134H55V133H54ZM61 134H62V132H61ZM81 134H82V133H81ZM81 134H80V135H81ZM89 134H90V133H89ZM93 134H96V135H97L96 137H100V136H98L99 133L96 132V131H95V133H93ZM101 134H102V133H101ZM110 134H109V136H110ZM112 134H113V133H112ZM119 134H120V133H119ZM119 134H117V135L119 136ZM156 134H157V133H156ZM251 134H250V135H251ZM257 134H258V133H257ZM259 134H258V135H259ZM4 135H5V133H4ZM8 135H9V134H8ZM8 135H7V136H8ZM23 135H24V134H23ZM26 135H27V134H26ZM33 135H34V136H32V137H27V138H26V142H27V143H26V144L24 143V145H26V146H22V147L20 146L19 149H18V148H13V149H14V152H13L12 148H9V147L6 148V149H9V150L11 149L13 153H10L9 150H8V152L3 151V149H4L5 147H4V148L1 147L2 149L0 148V150H2L3 152H5L4 155H5L6 153H10L8 156H7V154H6L7 157L4 156V155L2 154V153H3L2 151H1L2 153H0V154H2L3 162H4V159H5V158H6V160H7L6 162H8V163H5L6 165L4 164L3 166H0V190H8V189H9L8 187H11V189H12V193H11L10 195H7L6 197H4V194H3L4 192H3V193L0 192V205L2 206L1 203L3 202V205H5L6 208H10L11 206H13L12 209H10L9 211H13L14 213H18V214L21 213V214H20L21 216L18 215L21 219L17 218L18 221L20 220L19 223H17V225H18L19 227H20V226H23L26 222H30V221H32L31 219H30V221H28L27 219H26L27 221L24 220L25 216H27V215H31V216H32V214H34L33 212H32V213L29 212V211H28L29 209H27V208L25 207V206L27 205L28 202L26 203V205L24 204L25 206H24V205L22 206V203H24V202H19L21 199L23 200L24 197L31 196V194L39 195L40 198L38 199V202H37V203H36V200H35V203H36V204H40L41 202L44 204L45 202L48 201L47 198H48L49 195H50L51 199H53V198H55V197L58 198V196H60V197L62 198V197H64L66 194H71V193H77V192H78V196H79V197H78V198H75V197H74V198H75V200H76L77 202L80 203V200H81L80 197H82V196H84V200H88V199H89V202H90V201H92V199H94V198H97V199H98L99 197H101V196L103 195L102 193H105V194H107V195H111L112 198L117 199V200H116L117 202H119V201L122 202V205H120V204L118 205V204L116 203V204L118 205V207H119V206H122L121 209H122L125 205L127 206V208H128L129 210H128V211H127V210H125V211L123 210L124 213H127V212L131 211V215H132V214H133L132 212H134V215H133L134 221H132V223H130L131 225H132L134 222H135L136 225H137V224L140 225V224H143V223H145V222L147 223L148 220H150V218L155 217L154 215H156L158 212L160 213V211H158V210H160L159 207H161L162 205H163L162 207H164V203H163V204L161 203L163 200L161 199V200H162V201H161V200L159 199V198H160V197L158 196L159 193H158V195H157L159 198H158V197H154V199H153V197H151V196H152V195L154 196V194L151 195V194L148 193V195L150 196V197H149L148 195H146L145 192H142V191H141V190L144 189L142 183H141V185H142V187H141V186H139V185L137 186V182H134V183H136V184H135V187H136L135 189H137V190H135L136 192H134V193H132V192L129 193V192H128V193L130 194V195H129V194H127V192L125 191L126 194H127V196L124 195L125 192L123 193V191H124L125 187H126V189L129 188V186H125L126 184L124 183V181H125L124 178H122V180H119V182H118V180L116 181V182H118V184H117L118 186H117L116 188H113V187H112V186L114 185V183H113L114 180H113L112 182H110V183H113V185H112L111 187H108V186H107V188H104V186H105L104 184H105V183H104V182H101L102 184H100V183H99V184L102 185V186H100V185L98 186V185H97V188H96V186L94 185V186H95V187L93 186L94 189H93L92 186L90 185L91 187H90V186H89V187H90L91 189H93V190H91L90 188H88V190L90 189L89 191L87 190V188H86L87 191H82V188H83V187L81 188V190L76 189V188H73V187H69V186L66 187L65 184H67L68 181H67V182H63L64 179H62V178H64L66 175H68V176L70 175V173L67 172V167H68L69 165H72L73 167H76L77 169L82 170V171H84V172L87 171V172H86L87 175H88V172H89V171H90V173H91V174H89V175H93V173H94V174H96V173L98 174V173H99L98 171H100V170H101L102 172L105 171V172H103V173H106V170L103 169V168H106V169L109 168V170H111V168L113 169L114 167L118 168V172L120 171L119 173L121 174V169H122V167H123V165H124V163H125L123 159H125V158H122L123 156H119V157H115V158H113V156L110 155V152H109V154H107L108 152H107L106 149H105V150H106L107 153H105V157H104V158L98 160V159H97L98 157L96 158V157L94 156V157L96 158V160H98L97 162H96L95 160H94L95 163H93V162L89 163V161H87V160H88L87 157H88V158L91 157L89 154H87V153L89 152V150H90V149L92 150V148H94V149L96 150L97 147H99L100 145H102V143L105 141V139H104V141L101 139L103 142L101 141L102 143H101L99 146H96V148H95V146H93L92 148H90V147L87 148L88 145H89V144H88L89 141H88V143L86 144L85 142H87V140H86V137H85V139L83 138V141H85V142H84L85 144H82L83 141H82L81 138L78 136V137H79V140H77V141H79V142L82 144L81 147L78 146L79 149H78V147L75 148V149H73L72 147H75V146H74L75 144L73 145V142H74V141L72 142V141L70 140V141L72 142V144H66V145H68L67 148L64 147V148L67 149V150H68V147H71V148L69 149L70 151H67V152L65 153L64 150H63V149H64L63 147H62V150H63V151L61 150V147H60V150H58L59 148H56V147H59V145L57 144L58 146L54 147L55 145L53 144V145H54V146H53V149H50V150H52V151H54V152H53V153H49V154H47V153H44V152H42V151H41L40 153H38V152L31 153L30 150H33V151H36V150H37V151H38V148H37V147H34V146H32V147H31V146L28 147L30 143H34V142H36V141H35V139H36V135H35V133H34ZM44 135H46V134H44ZM51 135H52V134H51ZM58 135H59V134H58ZM68 135H69V134H68ZM82 135H83V134H82ZM82 135H81V136H82ZM85 135H87V132H86V134L84 133V136H85ZM196 135H197V134H196ZM207 135H208V134H207ZM52 136H53V135H52ZM54 136H55V135H54ZM73 136H74V135H72V137H73ZM75 136H76V135H75ZM75 136H74V137H75ZM84 136H83V137H84ZM92 136H93V135H92ZM105 136H106V133H105ZM112 136H113V135H112ZM112 136H111V137H112ZM148 136H149V135H148ZM152 136H153V135H152ZM155 136H156V135H155ZM210 136H211V135H210ZM251 136H252V135H251ZM255 136H256V135H255ZM255 136H254V137H255ZM0 137H1V136H0ZM5 137H6V136H4V138L2 137V138L4 139V141L0 139V140H1L2 142H4V143H5V140L8 141V139H6ZM8 137H9V136H8ZM17 137H18V134H17ZM38 137H39V136H38ZM38 137H37V138H38ZM43 137H44V136H43ZM48 137H49V136H48ZM48 137H47V138H48ZM63 137H64V135H63ZM65 137H66V136H65ZM72 137H71V138H72ZM74 137H73V139H74ZM93 137H94V136H93ZM106 137H107V136H106ZM114 137H116V136H114ZM125 137H126V136H125ZM139 137H143V136L141 135V136H139ZM189 137H190V136H189ZM193 137H194V136H193ZM212 137H214L213 134H212ZM248 137H249V136H248ZM257 137H258V136H257ZM257 137H256V138H257ZM262 137H263V135H262ZM11 138H12V137H11ZM22 138H23V137H22ZM22 138H20V139H22ZM44 138H45V137H44ZM71 138H70V136L68 137V139H71ZM75 138H77V137H75ZM205 138H206V137H205ZM249 138H250V137H249ZM258 138H259V137H258ZM258 138H257V139H258ZM16 139H18V138H16ZM42 139H43V138H42ZM42 139H41V140H42ZM54 139H55V137H54ZM60 139H61V138H60ZM63 139H64V138H63ZM63 139H62V140H63ZM66 139H67V138H66ZM68 139H67V140H68ZM73 139H72V140H73ZM94 139H95V138H94ZM106 139H107V138H106ZM116 139H117V137H116ZM118 139H119V138H118ZM141 139L143 140V138H141ZM148 139H149V138H148ZM180 139H181V137H180ZM195 139H196V138H195ZM207 139H208V137H207ZM209 139H210V138H209ZM218 139H219V138H218ZM252 139H253V138H252ZM11 140H12V139H11ZM18 140H19V139H18ZM22 140H23V139H22ZM41 140H38V141H41ZM43 140H44V139H43ZM57 140H58V138H57ZM67 140H64V141H66V143H67ZM80 140H81V141H80ZM89 140H90V139H89ZM95 140H96V139H95ZM133 140H135V139H133ZM139 140H140V139H139ZM173 140H174V139H173ZM175 140H177V139H175ZM178 140H179V139H178ZM183 140H184V139H183ZM203 140H204V138H203ZM213 140H215V138H214ZM216 140H217V139H216ZM216 140H215V142H216ZM258 140H259V139H258ZM258 140H256V142H257ZM14 141H15V140H14ZM20 141H21V140H20ZM20 141H18V143H19ZM60 141H61V140H60ZM70 141H68V143H69ZM113 141H114V139H113ZM198 141H199V140H198ZM201 141H202V140H201ZM218 141H219V140H218ZM222 141H223V140H222ZM222 141H220V142H222ZM260 141H261V140H260ZM8 142H9V141H8ZM11 142H12V141H11ZM11 142H10V144H11ZM16 142H17V140H16ZM41 142H42V141H41ZM45 142H46V141H45ZM52 142H54V141H52ZM91 142H92V141H91ZM91 142H90V143H91ZM153 142H154V141H153ZM180 142H181V141H180ZM180 142H179V143H180ZM205 142H206V141H205ZM210 142H211V141H210ZM258 142H259V141H258ZM262 142H263V141H262ZM14 143H15V142H14ZM14 143L12 142V146H13ZM18 143H17V145H18ZM50 143H51V142H50ZM55 143H57V141H56ZM58 143H61V142L58 141ZM77 143H78V142H77ZM106 143L108 144V141H107ZM110 143H111V142L109 141V144H110ZM138 143H139V142H138ZM149 143L151 144V141H150ZM184 143H185V142H183V144H184ZM202 143H203V142H202ZM259 143H260V142H259ZM263 143H264V142H263ZM0 144H1V143H0ZM2 144H3V143H2ZM51 144H52V143H51ZM51 144H48V145H51ZM104 144H105V143H104ZM107 144H105V145H107ZM131 144H132V143H131ZM142 144H144V143L142 142ZM186 144H187V143H186ZM215 144H216V143H214V145H215ZM217 144H218V143H217ZM3 145H4V144H3ZM17 145H16V147H17ZM37 145H38V144H37ZM40 145H43V144H40ZM40 145H39V146H40ZM46 145H47V144H46ZM62 145H65V144L63 143ZM70 145H73V146H70ZM105 145H103V146L105 147ZM135 145H136V144H135ZM135 145H134V146H135ZM137 145H138V144H137ZM137 145H136V146H137ZM180 145H181V144H180ZM193 145H194V144H193ZM222 145H224V144H222ZM4 146H5V145H4ZM10 146H11V145H10ZM113 146H114V145H113V143H112V148H113ZM139 146H141V145L139 144ZM144 146H146V143H145ZM170 146H171V145H170ZM184 146H186V145H184ZM217 146H218V145H217ZM14 147H15V146H14ZM40 147H41V146H40ZM40 147H39V148H40ZM42 147H43V146H42ZM46 147H47V146H46ZM46 147H44V149H45ZM49 147H50V146H49ZM108 147H109V146H107V149H109ZM147 147H148V146H147ZM147 147H146V148H147ZM172 147H174V146H172ZM176 147H177V146H176ZM190 147H191V146H190ZM190 147H189V148H190ZM201 147H202V146H201ZM201 147H200V148H201ZM209 147H210V146H209ZM209 147H208V148H209ZM226 147H227V146H226ZM47 148H48V147H47ZM51 148H52V147H51ZM99 148H101V146H100ZM105 148H106V147H105ZM110 148H111V147H110ZM137 148H139V147H137ZM151 148H152V147H151ZM169 148H170V147H169ZM187 148H188V147H187ZM197 148H198V147H197ZM213 148L215 149V147H213ZM213 148H212V151H213ZM217 148H218V147H217ZM222 148H223V147H222ZM16 149H17V151L20 150V152H21V151H22V152H21V153L18 152V153H17L18 155H17V154L15 153V152H16V151H15ZM40 149H41V148H40ZM56 149H57V150H56ZM87 149H88V150H87ZM94 149H93V152L95 153ZM97 149H98V148H97ZM101 149H102V148H101ZM101 149H100V153L102 152ZM115 149H117V148L115 147ZM172 149H173V148H172ZM190 149H191V148H190ZM190 149H189V150H190ZM205 149H207V147H205ZM225 149H226V148H225ZM46 150H47V149H46ZM50 150H47V151H50ZM86 150H87V151H86ZM91 150H90V151H91ZM105 150H104V151H105ZM113 150H114V149H112L111 152H112ZM139 150H140V148H139ZM168 150H170V149H168ZM184 150H185V149H184ZM202 150H204V149L202 148ZM219 150H220V149H219ZM29 151H30L31 154L28 153ZM33 151H32V152H33ZM47 151H46V152H47ZM52 151H51V152H52ZM65 151H66V150H65ZM97 151H99V149H98ZM104 151H103V152H104ZM123 151H124V150H123ZM207 151H208V150H207ZM209 151H211V150H209ZM209 151H208V152H209ZM215 151H216V149H215ZM257 151H258V153H259V151H261V150H260V149H257ZM68 152H69V153H68ZM134 152H136V150H135ZM145 152H146V151H145ZM170 152H171V151H170ZM192 152H193V151H192ZM198 152H199V150H198L196 153H198ZM213 152H214V151H213ZM216 152H217V151H216ZM218 152H219V151H218ZM227 152H228V151H227ZM263 152H264V151H263ZM14 153H15L17 156H16ZM64 153H65V154H64ZM89 153L92 154V151L89 152ZM94 153H93V154H94ZM151 153H152V152H151ZM172 153H173V151H172ZM205 153H206V151H205ZM229 153L231 154V152H229ZM229 153H228V154H229ZM260 153H261V152H260ZM11 154H12V155H11ZM121 154H123V153H122V150H121L120 155H121ZM129 154H130L131 156H133L131 153H129ZM139 154H140V153H139ZM147 154H149V153H147ZM166 154H167V153H166ZM182 154H183V152H182ZM182 154H181V155H182ZM189 154H190V153H189ZM199 154H200V153H199ZM209 154H212V153L210 152ZM213 154H214V153H213ZM13 155H14V156H13ZM63 155H65L64 157L67 156V158H66L65 160L63 159ZM81 155H85V156H83V158H82ZM88 155H89V156H88ZM117 155H118V154H117ZM130 155H129V156H130ZM156 155H157V154H156ZM156 155H155V156H156ZM162 155H163V154H162ZM192 155H193V154H192ZM192 155H191V156H192ZM196 155H197V154H196ZM217 155H219V154H217ZM217 155H216V156H217ZM255 155H256V154H255ZM258 155H259V154H258ZM143 156H144V155H143ZM145 156H146V155H145ZM150 156H152V155L150 154ZM150 156H149V157H150ZM153 156H154V155H153ZM174 156H175V154H174ZM179 156H180V155H179ZM187 156H189V155H187ZM191 156H190V158H194V157H191ZM199 156H201V155H199ZM259 156H261V154H260ZM263 156H264V155H262V157H263ZM4 157H5V158H4ZM92 157H93V156H92ZM133 157H134V156H133ZM140 157H141V156H140ZM157 157H158V156H157ZM157 157H156V158H157ZM162 157H164V156H161L160 158H162ZM196 157H197V156H196ZM219 157H220V156H219ZM262 157H261V158H262ZM127 158H128V157H127ZM134 158H135V157H134ZM134 158H133V159H134ZM138 158H139V157H138ZM147 158H148V157H146V159H147ZM154 158H155V157H154ZM156 158H155V159H156ZM164 158H165V157H164ZM179 158H180V157H179ZM181 158H182V157H181ZM190 158H189V160H190ZM210 158H211V157H210ZM224 158H225V157H224ZM229 158H230V157H229ZM253 158H254V159H249V161H245V162H247V163L250 162L249 164H250V165H253L254 167H255V166H257V167H258V166H259V167L264 166V161H263V160H262V161H259L261 158H260L259 160H258V159H255V156H254ZM257 158H258V157H257ZM0 159H1V155H0ZM2 159H1V161H2ZM85 159H87V160H85ZM90 159H91V158H90ZM90 159H89V160H90ZM143 159H144V158H143ZM148 159H149V158H148ZM148 159H147V160H148ZM157 159L159 160V158H157ZM168 159H169V158H168ZM170 159H171V158H170ZM172 159H173V158H172ZM172 159H171V160H172ZM174 159H175V158H174ZM176 159H177V158H176ZM186 159H187V158H186ZM198 159H202V158H198ZM203 159H205V158H203ZM206 159H207V158H206ZM208 159H209V158H208ZM208 159H207V160H208ZM212 159H213V158H212ZM212 159H211V160H212ZM262 159H263V158H262ZM92 160H93V158L91 159V161H92ZM147 160H146V161H147ZM158 160H157V161H158ZM177 160H180V159H177ZM196 160H197V159H196ZM196 160H194V161H196ZM211 160H209V161L211 162ZM215 160H216V159H215ZM247 160H248V159H247ZM1 161H0V163H1ZM86 161H87V162H86ZM127 161H128V160H127ZM137 161H139V160L137 159ZM140 161H141V160H140ZM152 161H153V160H152ZM157 161H156V162H157ZM159 161H160V160H159ZM168 161H169V160H168ZM190 161H191V160H190ZM220 161H221V160H220ZM21 162H22V164H24V162H26V163H25L24 165H21V164H19V163H21ZM27 162H28V165H29V163H32V164H31V165H32L31 168H30L31 165L28 166V168H27V166H25V165L27 164ZM169 162H170V161H169ZM173 162H174V161H173ZM180 162H181V160H180ZM217 162H219V161H217ZM217 162L215 161V164H218ZM221 162H222V161H221ZM221 162H220V163H221ZM223 162H224V161H223ZM227 162H228V161L226 160V164L228 165ZM229 162H230V161H229ZM85 163H87L88 166H87V164H85ZM161 163H162V162H161ZM163 163H164V162H163ZM170 163H172V162H170ZM178 163H179V162H178ZM184 163H185V162H184ZM200 163H201V162H200ZM205 163H207V162L205 161ZM211 163H213V162H211ZM224 163H225V162H224ZM224 163H223V164H224ZM128 164H129V163H128ZM168 164H169V163H168ZM168 164H167V165H168ZM198 164H199V163H198ZM213 164H214V163H213ZM213 164H212V165H213ZM215 164H214V165H215ZM221 164H222V163H221ZM1 165H2V163H1ZM89 165H90V166H89ZM133 165H134V163H133ZM136 165H137V164H136ZM138 165H139V163H138ZM155 165H156V164H155ZM173 165H174V164H173ZM188 165H189V164H188ZM214 165H213V166H214ZM230 165H232V163H231ZM134 166H135V165H134ZM164 166H165V164H164ZM164 166H163V167H164ZM171 166H172V165H171ZM181 166H182V165H181ZM190 166H191V165H190ZM194 166H195V165H194ZM208 166H209V165H208ZM220 166H221V165H220ZM220 166H219V167H220ZM244 166H245V165H244ZM253 166H252V167H253ZM136 167H137V166H136ZM156 167H157V166H156ZM169 167H170V166H169ZM169 167H168V168H169ZM176 167H177V166H176ZM178 167H179V166H178ZM187 167H189V166H187ZM191 167H192V166H191ZM196 167H197V166H196ZM224 167H225V166H224ZM224 167L222 166L221 168H224ZM239 167H240V166H239ZM239 167H238V168H239ZM245 167H246V166H245ZM131 168H132V167H131ZM193 168H195V167H193ZM211 168H212V166H211ZM213 168H216V166L213 167ZM221 168H220V169H221ZM225 168H226V167H225ZM228 168H229V167H228ZM228 168H227V169H228ZM231 168H232V166H231ZM231 168H229V171H230ZM250 168H251V167H250ZM29 169H34V170H29ZM102 169H103V170H102ZM124 169H125V168H124ZM126 169H127V168H126ZM133 169H134V168H133ZM160 169H161V168H160ZM182 169H183V168H182ZM184 169H185V168H184ZM188 169H189V168H188ZM197 169H199V168H197ZM218 169H219V168H218ZM239 169H240V168H239ZM93 170H95V171H97V172H93ZM109 170H108V171H109ZM114 170H117V169L114 168ZM153 170H154V168H153ZM157 170H158V169H157ZM165 170H166V169H165ZM165 170H164V172H165ZM178 170H179V169H178ZM195 170H196V169H195ZM195 170H194V171H195ZM200 170H201V169H200ZM202 170H203V169H202ZM221 170H222V169H221ZM232 170H233V169H232ZM234 170H235V168H234ZM234 170H233V172H234ZM237 170H238V169H237ZM253 170H254V169H253ZM260 170H261V169H260ZM260 170H258V171L260 172ZM108 171H107V172H108ZM123 171H124V170H123ZM135 171H136V170H135ZM154 171H155V170H154ZM162 171H163V169H162ZM187 171H190V170H187ZM224 171H225V170H224ZM238 171H239V170H238ZM102 172H100V173H102ZM116 172H117V171H116ZM156 172H157V171H156ZM168 172H169V171H168ZM173 172H174V171H173ZM205 172H206V171H205ZM205 172H204V173H205ZM231 172H232V171H231ZM259 172H258V173H259ZM263 172H264V170H263L262 172H260V173H263ZM67 173H68V174H67ZM109 173H113V172L111 171V172H109ZM119 173H118V174H119ZM154 173H155V172H154ZM165 173H166V172H165ZM175 173H176V171H175ZM179 173H180V172H179ZM183 173H184V172H183ZM210 173H211V172H210ZM210 173H209V174H210ZM220 173H221V172H220ZM244 173L249 174L248 172H243V174H244ZM118 174H117V175H118ZM128 174H129V173H128ZM134 174H135V173H134ZM134 174H132V175L134 176ZM157 174H158V173H157ZM195 174H196V173H194L193 176H194ZM207 174H208V173H207ZM211 174H212V173H211ZM228 174H229V173H228ZM247 174H244V175H247ZM73 175H74V176H78L77 174H72V175H70L69 177L72 176L71 178H73ZM101 175H102V174H101ZM123 175H125V173H123ZM126 175H127V174H126ZM126 175H125V176H126ZM159 175H161V174L159 173ZM162 175H163V174H162ZM180 175H181V174H180ZM185 175H186V174H185ZM198 175H199V174H198ZM201 175H202V174H201ZM217 175H218V174H217ZM225 175H226V174H225ZM229 175H230V174H229ZM229 175H228V176H229ZM233 175H234V174H233ZM251 175H252V174H251ZM253 175H254V174H253ZM253 175H252V177H253ZM255 175H256V174H255ZM119 176H120V175H119ZM119 176H118V177H119ZM125 176H124V177H125ZM128 176H129V175H128ZM155 176H156V175H155ZM155 176H153V177H155ZM157 176H158V175H157ZM157 176H156V177H157ZM189 176H190V174H189ZM196 176H197V175H196ZM220 176H221V175H220ZM231 176H232V175H231ZM235 176H236V175H235ZM235 176H234V177H235ZM156 177H155V180H157ZM163 177H164V176H163ZM168 177H169V176H168ZM170 177H171V176H170ZM194 177H195V176H194ZM221 177H224L223 174H222ZM229 177H230V176H229ZM257 177H258V176H257ZM65 178H67V177H65ZM76 178H77V177H75V180H76ZM128 178H129V177H128ZM159 178H160V177H159ZM197 178H198V177H197ZM238 178H239V176H238ZM245 178H246V177H245ZM258 178H259V177H258ZM59 179H61L62 182L65 183V184H63V185H65L66 188H63V186H62V189H61V188L59 187V186L62 184L61 182H59ZM68 179H69V178H68ZM117 179H118V178H117ZM129 179H130V178H129ZM167 179H169V178H167ZM167 179H165V180H167ZM170 179H171V178H170ZM218 179H219V177H218ZM223 179H224V178H223ZM243 179H244V178H243ZM57 180H58L59 183L57 182ZM73 180H74V179H73ZM75 180H74V182H72V179H71V182L75 184V183H76ZM123 180H124V181H123ZM127 180H128V179H127ZM151 180H152V179H151ZM225 180L228 181V185H229V180H227V179H225ZM247 180H248V179H247ZM256 180H257V179H256ZM53 181H55V182H53ZM121 181H122V182H121ZM131 181H132V180H131ZM157 181H158V180H157ZM161 181H162V180H161ZM171 181H172V180H171ZM175 181H176V179H175ZM222 181H223V180H222ZM243 181H244V180H243ZM35 182H36V183L40 182L41 184H40L39 186H37V187H34V186L32 187V185H33ZM47 182H48V183H47ZM51 182H52V183H51ZM71 182H70V183H71ZM126 182H127V181H126ZM132 182H133V181H132ZM132 182H131V183H132ZM218 182H219V181H218ZM220 182H221V179H220ZM250 182H252V181H250ZM32 183H33V184H32ZM108 183H109V182H108ZM122 183H124L125 185H122V188H120ZM138 183L140 184V182H138ZM153 183H154V182H153ZM162 183H163V182H162ZM162 183H161V184H162ZM166 183H167V182H166ZM231 183H232V182H231ZM231 183H230V184H231ZM234 183H235V182H234ZM262 183H263V182H262ZM68 184H69V182H68ZM79 184H80V183H79ZM106 184H107V182H106ZM128 184H129V183H128ZM161 184H160V185H161ZM163 184H164V183H163ZM163 184H162V185H163ZM216 184H217V183H216ZM220 184H221V183H220ZM236 184H237V183H236ZM242 184H243V183H242ZM259 184H260V183H259ZM263 184H264V183H263ZM263 184H262V185H263ZM47 185H48V186H47ZM72 185H73V184H72ZM72 185H70V186H72ZM75 185H76V184H75ZM75 185H73V186H75ZM162 185H161V186H162ZM225 185H227V183H226ZM225 185H224V186H225ZM231 185H232V184H231ZM248 185H249V184H248ZM257 185H258V184H257ZM257 185H256V186H257ZM21 186H24V188L21 187ZM35 186H36V185H35ZM81 186H82V185H81ZM115 186H116V184L114 185V187H115ZM123 186H125V187H123ZM166 186H168V185H166ZM229 186H230V185H229ZM234 186H235V185H234ZM77 187H78V186H77ZM84 187H86V186H84ZM99 187H102L103 190H102L101 188L99 189ZM105 187H106V186H105ZM127 187H128V188H127ZM131 187H133V186H131ZM151 187H153V186H151ZM217 187H218V186H217ZM232 187H233V186H232ZM247 187H248V186H247ZM20 188H23V189L20 190ZM95 188H96V189H95ZM123 188H124V189H123ZM145 188H146V187H145ZM154 188H155V187H154ZM162 188H163V187H162ZM167 188H168V187H167ZM171 188H172V186H171ZM235 188H237V187H235ZM250 188H251V187H250ZM254 188H255V187H254ZM121 189H123V190H121ZM129 189L131 190V188H129ZM129 189H128V190H129ZM133 189H134V187H133ZM133 189H132L131 191H133ZM169 189H170V188H169ZM172 189H173V188H172ZM172 189H171V190H172ZM217 189H218V188H217ZM225 189H227V188L225 187ZM238 189H240V188H238ZM238 189H237V190H238ZM83 190H85V188H84ZM145 190H146V189H145ZM147 190H148V189H147ZM164 190H166V187H165ZM171 190H170V191H171ZM235 190H236V189H235ZM79 191H80V192H79ZM113 191H114V192H113ZM143 191H144V190H143ZM155 191H156V190H155ZM168 191H169V190H168ZM170 191H169V192H170ZM173 191H174V190H173ZM173 191H171V192H173ZM149 192H150V191H149ZM152 192H153V190H152ZM152 192H151V193H152ZM156 192H157V191H156ZM227 192H228V191H227ZM239 192H240V191H239ZM262 192H263V191H262ZM240 193L242 194V192H240ZM105 194L103 195L104 199H105V197H106ZM155 194H157V193H155ZM174 194H176V193H173L172 195H174ZM260 194H261V193H260ZM35 195H34V196H35ZM76 195H77V194H76ZM128 195H129V196H128ZM223 195H224V194H223ZM255 195H256V194H255ZM255 195H254V196H255ZM263 195H264V193H263ZM111 196L106 197V198H108L107 202L110 201V202L112 203V201H111ZM155 196H156V195H155ZM160 196H161V195H160ZM175 196H176V195H175ZM175 196H174V197H175ZM229 196H230V195H229ZM60 197H59V198H60ZM76 197H77V196H76ZM103 197H102V198H103ZM221 197H222V196H221ZM74 198H73V199H74ZM109 198H110V199H109ZM148 198H150V199H148ZM151 198H152V199H151ZM179 198H180V197H179ZM179 198H178V199H179ZM227 198H228V197H227ZM237 198H238V197H237ZM237 198H236V199H237ZM253 198H255V197H253ZM259 198H260V197H259ZM42 199H43V201H41ZM51 199H50V200H51ZM55 199H56V198H55ZM70 199H71V198H70ZM70 199H69V200H70ZM90 199H91V200H90ZM178 199H177V197H176V200H178ZM184 199H185V198H184ZM236 199H233L232 201H234V200L237 201ZM238 199H239V198H238ZM241 199H242V198L239 199V200H240V203H241ZM250 199H251V198H250ZM250 199H249V200H250ZM257 199H258V198H257ZM262 199H263V198H261V200H262ZM71 200H72V199H71ZM94 200H95V199H94ZM101 200H102V199H101ZM101 200H100V201H101ZM113 200H114V199H113ZM150 200H151V201H150ZM182 200H183V199H182ZM220 200H221V199H220ZM246 200H248V199H245V201H246ZM263 200H264V199H263ZM263 200H262V201H263ZM76 201H75V202H76ZM174 201H175V200H174ZM178 201H180V199H179ZM216 201H217V200H216ZM216 201H214L213 204H218V205H219L220 201H217V202H216ZM221 201H222V200H221ZM226 201H227V200L225 199V202H224L225 204H226ZM245 201H244V202H245ZM250 201H251V200H250ZM259 201H260V200H259ZM32 202H33V201H32ZM32 202H31V203H32ZM48 202H49V201H48ZM58 202H59V201H58ZM60 202H61V201H60ZM60 202H59V203H60ZM62 202H63V201H62ZM70 202H71V201H69L68 204L71 206ZM81 202H82V201H81ZM85 202H86V201H85ZM97 202H98V201H97ZM97 202H96V203H97ZM105 202H106V199H105ZM110 202H109V203H110ZM113 202H114V201H113ZM175 202H176V201H175ZM227 202L230 203V202H231L230 199H229ZM238 202H239V201H238ZM260 202H261V201H260ZM260 202H259V203H260ZM33 203H34V202H33ZM93 203H94V201H93ZM96 203H95V204H96ZM100 203H101V202H100ZM102 203H103V201H102ZM109 203H108V204H109ZM123 203H124L125 205H124ZM209 203H211V202H209ZM229 203H228V204H229ZM231 203H232V202H231ZM233 203H234V202H233ZM261 203H262V202H261ZM261 203H260L259 205H261ZM263 203H264V201H263ZM263 203H262V204H263ZM12 204H13V205H12ZM45 204H48V205H49V203H45ZM68 204H67V205H68ZM84 204H85V203H84ZM86 204H87V202H86ZM89 204H90V203H89ZM89 204H87V205L89 206ZM116 204L113 203V207H114ZM161 204H162V205H161ZM171 204H172V203H171ZM173 204H175V203H173ZM180 204H181V203L178 202V205H179V206H180ZM228 204H227V205H228ZM241 204H242V203H241ZM246 204H247V203H246ZM257 204H258V203H257ZM30 205L32 206V204H30ZM91 205H93V204H91ZM99 205H100V204H99ZM103 205H104V206H105V205L107 206V203H106V204L104 203ZM117 205H116V206H117ZM123 205H124V206H123ZM160 205H161V206H160ZM165 205H166V204H165ZM223 205H224V204H223ZM235 205H236V204H235ZM31 206H29V207L32 209ZM50 206H51V205H50ZM55 206H56V205H55ZM62 206H63V205H62ZM74 206H76V205H74ZM88 206H87V208L90 209ZM93 206H94V205H93ZM97 206H98V205H97ZM101 206H102V205H101ZM170 206H171V205H170ZM175 206H177V205H175ZM240 206H241V205H240ZM262 206L264 207V204H263ZM34 207H35V206H34ZM46 207H48V206H46ZM60 207H61V206H60ZM84 207H85V206H84ZM108 207H109V205H108ZM110 207H111V205H110ZM110 207H109V208H110ZM118 207H115V208L119 209V211H120V207H119V208H118ZM162 207H161V208H162ZM165 207H169V206H165ZM207 207H208V204H207ZM224 207H225V206H224ZM253 207H255V206H253ZM37 208H38V207H37ZM48 208H51V207H48ZM92 208H94V207H92ZM109 208H108V209H109ZM111 208H112V207H111ZM111 208H110V210H112ZM169 208L171 209V207H169ZM203 208H204V207H203ZM205 208H206V206H205ZM208 208H210V207H208ZM231 208H232V207H231ZM255 208H256V207H255ZM258 208H259V207H258ZM0 209H1V208H0ZM35 209H36V207H35ZM43 209H44V208H43ZM52 209H53V208H52ZM85 209H86V208H85ZM105 209H106V207H105ZM125 209H126V207H125ZM164 209H165V208H164ZM210 209H212V208H210ZM217 209H219V208H217ZM249 209H250V208H249ZM253 209H254V208H253ZM261 209H262V208H261ZM1 210H2V209H1ZM7 210H8V209H7ZM41 210H42V209H41ZM50 210H51V209H50ZM54 210H55V207H54ZM113 210H114V209H113ZM161 210H162V209H161ZM168 210H169V209L166 208V211H167V212H165L166 214L164 213L165 210H164V211L162 210L161 212H163V214H165L166 217H167L168 213L171 212V211L168 212ZM173 210H174V209H173ZM176 210H177V209H176ZM208 210H209V209H208ZM220 210H221V209H220ZM226 210H227V209H226ZM226 210L224 209V210H222V212L225 213ZM228 210H229V209H228ZM231 210H233V209H231ZM231 210H229V211H231ZM235 210H236V209H235ZM241 210H242V209H241ZM241 210H239V213L241 212ZM259 210H260V208H259ZM31 211H32V210H31ZM43 211H45V209H44ZM43 211H41V212H43ZM114 211L119 212V211H117L116 209H115ZM121 211H122V210H121ZM126 211H127V212H126ZM216 211H217V210H216ZM218 211H219V210H218ZM218 211H217V212H218ZM237 211H238V210H236V212H237ZM242 211H243V210H242ZM244 211H245V210H244ZM263 211H264V210H263ZM3 212H4V209H3ZM13 212H10V213L12 214ZM28 212H29V213H28ZM41 212L39 213V215L41 214ZM47 212H48V211H47ZM52 212H53V211H52ZM116 212H114V213H116ZM208 212H209V211H208ZM210 212H211V211H210ZM217 212H216V213H217ZM233 212H235V211L233 210ZM245 212H246V211H245ZM245 212H244V213H245ZM0 213H1V211H0ZM10 213H9V214H10ZM45 213H46V212H45ZM121 213H123V212H120V214H121ZM124 213H123V215H124ZM129 213H130V212H129ZM129 213H127V215H128ZM159 213H158V214H159ZM211 213H212V212H211ZM211 213H210V214H211ZM219 213H220V212H219ZM219 213H218V214H219ZM226 213H227V211H226ZM246 213H249V211L246 212ZM4 214H5V213H4ZM11 214H10V216H11ZM37 214H38V213H37ZM116 214H118V213H116ZM208 214H209V213H208ZM218 214H217V215H218ZM230 214H231V213H230ZM235 214H236V213H235ZM250 214H251V212H250ZM262 214H263V213H261V215H262ZM0 215H1V214H0ZM14 215H15V214H14ZM16 215H17V214H16ZM35 215H36V214H35ZM39 215H37V216H39ZM49 215L51 216V213H50ZM121 215H122V214H121ZM121 215H120V216H121ZM222 215H223V214H222ZM222 215H221V216H222ZM224 215H225V214H224ZM4 216H7V215H4ZM4 216L2 215L1 217H4ZM8 216H9V215H8ZM156 216H158V215H156ZM208 216H210V215H208ZM208 216H207V217H208ZM212 216L214 217V216H215V213H214V215H212ZM225 216H226V215H225ZM225 216H223V217H225ZM229 216H230V215H229ZM229 216H228V218H229ZM239 216H240V215H239ZM15 217H16V216H15ZM28 217H29V216H28ZM116 217H117V216H116ZM116 217H115V218H116ZM169 217H170V216H169ZM169 217H167V219H169ZM210 217H211V216H210ZM217 217H219V216H217ZM217 217H216V218H217ZM246 217H247V216H246ZM259 217H260V216H259ZM11 218H12V216H11ZM33 218H34V217H33ZM35 218H37V217H35ZM44 218H45V220H46V214H45ZM44 218H43V219H44ZM128 218L133 219V218H131V216H130V217L128 216ZM204 218H205V217H203L202 219H204ZM221 218H222V217H221ZM226 218H227V217H226ZM233 218H234V216H233ZM237 218H238V217H237ZM248 218H249V219H250V218H253V215H251V216L249 215ZM248 218H246V219H248ZM1 219H2V218H1ZM1 219H0V221H1ZM4 219H5V218H4ZM4 219H3V220H4ZM12 219H13V218H12ZM119 219H122V217H120ZM119 219H118V220H119ZM126 219H127V217H126ZM213 219H214V218H213ZM230 219H232V217H231ZM246 219H245V220L242 219V220H240V221L237 220V221H239V223L237 222V223H238L237 226H236L235 223H234V226H235V227H234L233 229H234L235 234H236L237 232L240 233V232H242V231H245L244 229H247V227H249V224H250V223H251V224H254V225H252V227H251L252 229H256V230H259V231H261L260 229H264V222H262V220L260 221V220L258 219L259 221H256V220L253 221L254 219H253V220H246ZM5 220H7V219H5ZM40 220H41V219H40ZM114 220L117 221V219H114ZM123 220H125V219H123ZM157 220H158V221H156V223H157V222H161L162 219H157ZM170 220H171V218H170ZM199 220H200V219H199ZM204 220H205V219H204ZM220 220H223V218L220 219ZM225 220H226V219H225ZM228 220H229V219H228ZM232 220H233V219H232ZM234 220H235V219H234ZM15 221H16V220H15ZM18 221H17V222H18ZM34 221L36 222V220H34ZM42 221H44V220H42ZM42 221H41V222H42ZM119 221H120V220H119ZM125 221H126L125 223H126L127 225H124V226H127V227H128V223H127L128 220H125ZM129 221H131V220H129ZM207 221H208V220H207ZM12 222H13V221H12ZM12 222H11V223H12ZM170 222H171V221H170ZM216 222H217V221H216ZM218 222H219V221H218ZM233 222H234V221H233ZM3 223H4V222H3ZM3 223H2V224H3ZM9 223H10V222H9ZM13 223H14V222H13ZM15 223H16V222H15ZM36 223H37V222H36ZM36 223H35V224H36ZM114 223H115V222H114ZM122 223L124 224V222H121L120 224H122ZM146 223H145V224H146ZM227 223H228V222H227ZM237 223H236V224H237ZM30 224H31V223H30ZM117 224H118V223H117ZM145 224H144V225H145ZM219 224H220V223H219ZM229 224H230V222L228 223V226H229ZM231 224H232V223H231ZM231 224H230V225H231ZM3 225H5V223H4ZM14 225H15V224H13V227L11 226V229L14 228ZM33 225H34V224H33ZM36 225H37V224H36ZM107 225H108V224H107ZM115 225H116V224H115ZM118 225H119V224H118ZM118 225H117V226H118ZM139 225H137V228H139V227H138ZM144 225H143V227H144ZM217 225H218V224H217ZM221 225H222V224H221ZM226 225H227V224H226ZM37 226H38V225H37ZM117 226H116V227H117ZM134 226H135V225H132L131 228L133 229ZM140 226H141V225H140ZM231 226H233V225H231ZM231 226H230V227H231ZM1 227H2V226H1ZM4 227H6V225H5ZM8 227H9V226H8ZM16 227H17V226H16ZM116 227H114V228H116ZM223 227H224V225H223ZM6 228H7V227H6ZM35 228H36V227H35ZM37 228H38V227H37ZM37 228H36V230H37ZM121 228H122V227H121ZM124 228H125V227H124ZM211 228H213V227H210V230L212 231V232H211V235L208 234V236L206 237L207 240H209V241H211V242H208V243L204 246V248H205L206 246L209 247L210 251H207V252H209V253L211 252L210 257L212 256V258H214V257H216V256H218L220 259H221V258H224V257L227 255L226 253L228 252V250H229V249L232 250V247L234 246V248H233L234 251H231V252H234V253L237 252V253H238L239 250H240V251L243 250L242 254H241V253L238 254V255H241L239 259L242 258V261H243V259L247 261V260H250L251 258H253L254 256H256V253H255V255H252V254H251V252H250L251 249H253L252 251H254V250H257L256 248H258V250H259V248H260V250H261V248H262V247H258V245H259L260 242H263L264 239L262 240V238H258V237H256V236H257V233H256L255 236H253V235H249L250 232H249V234H247V235H246V233H248V232H245V233H243L244 235L241 234L242 236H239L240 234H239V235L236 234V235H238L239 237L236 236L234 239L232 238L231 240H227V238L224 237V236H226V235L229 234L230 229H232V227L229 229V227L221 228V226H220V229H216V230L214 229V231H213V229H211ZM218 228H219V227H218ZM4 229H5V228H4ZM8 229H9V228H8ZM110 229H111V228H110ZM118 229H120V228H117V230H118ZM132 229H131V231L134 230V229H133V230H132ZM233 229H232V231H233ZM0 230H1V229H0ZM12 230H14V229H12ZM12 230H10V231H11L10 233H12ZM117 230H116V231H117ZM120 230H121V229H120ZM124 230H125V229H124ZM173 230H174L173 227H171V225H170V226H167V227L161 232V237H160L159 239H161V245H163L165 248H164L163 246H160V247L163 248V249H166V250L168 249L167 252H169L168 254L171 255L172 258H174V260H172V261H174L175 264H180L179 262H181V264H182V262H183L184 260H183L182 255L180 254L181 251L179 250V248L177 247V245H175L177 240H176V238L173 237V236L170 238V233H171ZM190 230L193 231V229H190ZM207 230H209V229H207ZM210 230H209V231H210ZM249 230H250V229H249ZM249 230H248V231H249ZM136 231L138 232V230H136ZM8 232H9V230H8ZM15 232H16V231H15ZM113 232H114V231H113ZM122 232H123V231H122ZM127 232H128V231H127ZM129 232H130V231H129ZM133 232H135V230H134ZM194 232H196V229H194ZM263 232H264V231H263ZM3 233H6V232H3ZM115 233H116V232H115ZM115 233H114V234H115ZM117 233H120V231H119V232L117 231ZM230 233H233V232H230ZM253 233H254V232H253ZM260 233H262V232H260ZM260 233H259V234H260ZM12 234H13V233H12ZM18 234H19V233H18ZM120 234H121V233H120ZM130 234H132V232H131ZM130 234H129V235H130ZM134 234H135V233H134ZM251 234H252V230H251ZM254 234H255V233H254ZM10 235H11V234H9V236H10ZM19 235H21V233H20ZM118 235H119V234H118ZM136 235H137V233H136ZM205 235H207V234H205ZM205 235H202V236H205ZM113 236H114V235H113ZM115 236H117V234H116ZM115 236H114V237H115ZM125 236H127V235L125 234ZM148 236H149V235H148ZM259 236H260V237H264V236H262V235H259ZM2 237H3V236H2ZM13 237H14V236H13ZM118 237H120V236H118ZM123 237H124V236H123ZM217 237H218V238H219V237H221V238L223 237V238H226V240H225V239H223V240L221 239V240H220V238H219V240H218V239H216ZM228 237H229V236H228ZM11 238H12V237H11ZM124 238H125V237H124ZM137 238H138V237H137ZM204 238H205V237H204ZM5 239H6V237H5ZM12 239H13V238H12ZM12 239H11V240H12ZM120 239H121V238H120ZM125 239H126V238H125ZM170 239L172 240L171 244H172L173 246L168 245V244H170V243L168 242V241H170ZM215 239H216L217 241H216ZM228 239H230V238H228ZM0 240H1V239H0ZM2 240H4V239L2 238ZM113 240H114V239H113ZM122 240H123V239H122ZM127 240H128V239H127ZM202 240H204V239H202ZM128 241H130V240H128ZM128 241H127V242H128ZM131 241H132V240H131ZM152 241H153V243H155L154 240H152ZM2 242H4V241H2ZM9 242H10V241H8L7 243H8V244H11V243H9ZM11 242H12V241H11ZM127 242H126V243H127ZM203 242H204V241H203ZM5 243H6V241H5ZM7 243H6V244H7ZM119 243H120V242H119ZM126 243H125V244H126ZM130 243H131V242H130ZM201 244H202V243H201ZM261 244H262V243H261ZM261 244H260V245H261ZM123 245H124V244H123ZM123 245H122V243H121V246H123ZM174 245H175V246H174ZM263 245H264V244H263ZM4 246H5V245H3V244L0 243V249H1V248H4ZM9 246H10V245H9ZM11 246H12V245H11ZM121 246H120V247H121ZM124 246H125V247H128V246H126V245H124ZM124 246H123V247H124ZM256 246H257V247H256ZM261 246H262V245H261ZM7 247H8V246H7ZM118 247H119V246H118ZM118 247H117V249H118ZM120 247H119V248H120ZM200 247H201V245H200ZM208 247H207V248H208ZM255 247H256V248H255ZM9 248H10V247H9ZM93 248H94V247H93ZM129 248H130V247H129ZM134 248H135V247H134ZM134 248H131V249L134 250ZM204 248H203V246H202V248L198 249V252H199V250H201V252L198 253V255L201 254V257L204 256ZM7 250H8V249H7ZM7 250H6V251H7ZM10 250H11V248H10ZM118 250H121V249H118ZM122 250H123V249H122ZM125 250H126V249H125ZM166 250H165V251H166ZM258 250H257V251H258ZM260 250H259V251H260ZM92 251H93V250H92ZM94 251H95V250H94ZM127 251H128V250H127ZM257 251H256V252H257ZM1 252H2V251H1ZM2 253L5 254L4 251H3ZM2 253H0V254H2ZM91 253H92V252H91ZM126 253H127V252H126ZM229 253H230V250H229ZM253 253H254V252H253ZM7 254H8V252H7ZM132 254H133V253H131V255H132ZM134 254H135V253H134ZM212 254H213L214 256H213ZM87 255H88V254H87ZM165 255H166V254H165ZM208 255H209V254H208ZM215 255H216V256H215ZM232 255H233V253H232ZM1 256H2V255H1ZM1 256H0V257H1ZM82 256H83V255H82ZM93 256H94V255H93ZM127 256L130 257L129 255H127ZM167 256H168V255H166V257H167ZM171 256H169V257L171 258ZM10 257H11V256H10ZM227 257H228V258L230 257L229 254L227 255ZM233 257H237V256H236V255H235V256L233 255ZM238 257H239V256H238ZM260 257H261V256H260ZM40 258H41V257H40ZM43 258H45V257H43ZM80 258H81V257H80ZM216 258H217V257H216ZM228 258H227V259H228ZM257 258H259V256H257V257L254 258L253 260H255V259H257ZM50 259H51V258H50ZM71 259H72V258H71ZM71 259H70V260H71ZM200 259H202V258H200ZM217 259H218V258H217ZM224 259H225V258H224ZM61 260H62V259H61ZM65 260H66V259H65ZM68 260H69V259H68ZM181 260H183V261H181ZM202 260H203V259H202ZM221 260H222V259H221ZM229 260H230V259H229ZM75 261H77V260H75ZM75 261H74V263H75ZM212 261H213V259H212ZM214 261H216V260H214ZM223 261H225V260H223ZM223 261H220V260H219V262H220L221 264H222ZM226 261H227V260H226ZM44 262H45V261H44ZM47 262H48V261H47ZM47 262H46V264H47ZM56 262H57V261H56ZM58 262H61V261H58ZM58 262H57V263H58ZM64 262H65V261L63 260L62 263L64 264ZM72 262H73V259H72ZM72 262H70V264H71ZM217 262H218V261H217ZM219 262H218V264H219ZM231 262H232V260L230 261V263L227 261L228 264H231ZM243 262H245V261H243ZM249 262H251V260H250ZM256 262H258V261H256ZM49 263H50V262H49ZM57 263H56V264H57ZM213 263H214V262H213ZM223 263H224V262H223ZM227 263H226V264H227ZM245 263H246V262H245ZM253 263H254V261H253ZM0 264H27V263H20V262L10 261V262H4V263H1V262H0ZM59 264H60V263H59ZM72 264H73V263H72ZM183 264H184V263H183ZM215 264H217V263L215 262Z\"/></svg>",
	"mask_w": 264,
	"mask_h": 264
}]
</instances>
